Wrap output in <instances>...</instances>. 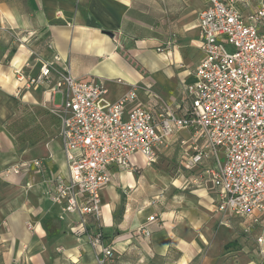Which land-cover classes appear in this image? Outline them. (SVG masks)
<instances>
[{
	"label": "crops",
	"instance_id": "1",
	"mask_svg": "<svg viewBox=\"0 0 264 264\" xmlns=\"http://www.w3.org/2000/svg\"><path fill=\"white\" fill-rule=\"evenodd\" d=\"M259 1L241 5L242 12ZM206 3L0 0V264H98L99 249L90 242L97 233L101 245L114 252L107 264H264L255 243L261 229L253 215L259 213L217 211L210 181H199L184 168L195 144L187 130L157 151L159 158L170 147L181 148L183 171L163 179L164 189H173L154 202L157 195L145 198L139 192L138 175L114 167L112 181L99 191V218L81 229L78 215L51 197V179L67 177L60 123L50 112L61 95L48 84L19 88L14 74L20 67L35 75L40 60L58 55L55 69L101 81L109 101L133 89L136 97L127 110L144 106L158 115L171 107L180 113L177 106L188 107L182 88L194 81L193 70L203 58L197 22ZM35 159L42 161L40 168L10 170L15 162ZM129 160L135 168L146 163L140 153ZM115 178L125 195L115 190ZM141 227L150 234H140Z\"/></svg>",
	"mask_w": 264,
	"mask_h": 264
},
{
	"label": "built area",
	"instance_id": "2",
	"mask_svg": "<svg viewBox=\"0 0 264 264\" xmlns=\"http://www.w3.org/2000/svg\"><path fill=\"white\" fill-rule=\"evenodd\" d=\"M249 2L207 0L198 12L203 58L193 70L194 81L182 88L188 107L177 106L180 113L171 107L158 115L144 106L127 110L136 97L133 89L109 101L101 81L55 69L58 55L40 60L35 75L14 68L19 88L48 84L52 93L61 95L50 112L60 123L67 177L51 179V197L66 212L78 215L81 229L99 218V191L112 181L114 167L135 169L129 160L134 153L147 164L156 162L158 149L187 130L195 144L184 168L201 167L196 178L212 184L217 211L236 216L259 213L253 215L261 229L255 243L264 260V218H258L264 214V0L244 14L241 5ZM41 164L35 159L10 170L18 173ZM139 231L150 234L145 227ZM90 242L99 249L98 264L113 258L111 247L101 245L99 233Z\"/></svg>",
	"mask_w": 264,
	"mask_h": 264
},
{
	"label": "rangeland",
	"instance_id": "3",
	"mask_svg": "<svg viewBox=\"0 0 264 264\" xmlns=\"http://www.w3.org/2000/svg\"><path fill=\"white\" fill-rule=\"evenodd\" d=\"M29 130L30 132H33L32 130L34 129L29 128ZM31 137H35V134H32ZM181 155H182L181 148L178 145H175L173 147H170V149H167L164 155L159 156L156 162L147 164L142 161L140 164L141 166L140 168H135L132 170L134 177L138 175L141 179L142 187L139 192H141V195L143 197L150 198L153 195H157V197H154L153 200L154 202L159 201L160 196L163 197L165 196V189L167 190L173 189L171 188V185H169L168 188L164 189L165 182L163 179H166L167 181L171 177L175 178L177 175L180 174V171H183L181 164L182 163ZM22 163L23 161L15 162L14 165H21ZM193 170L191 171L192 175L196 177L197 174H199V172L197 171L193 172ZM113 186L115 187V190L118 193L122 191L123 195H125L124 193L125 190L124 188H122L118 179L115 178L113 180Z\"/></svg>",
	"mask_w": 264,
	"mask_h": 264
}]
</instances>
